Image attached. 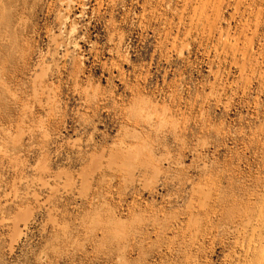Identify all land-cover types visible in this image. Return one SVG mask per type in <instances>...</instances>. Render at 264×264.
I'll use <instances>...</instances> for the list:
<instances>
[{"label": "rangeland", "instance_id": "rangeland-1", "mask_svg": "<svg viewBox=\"0 0 264 264\" xmlns=\"http://www.w3.org/2000/svg\"><path fill=\"white\" fill-rule=\"evenodd\" d=\"M204 1L0 0V264L263 261L264 0Z\"/></svg>", "mask_w": 264, "mask_h": 264}, {"label": "bare ground", "instance_id": "bare-ground-1", "mask_svg": "<svg viewBox=\"0 0 264 264\" xmlns=\"http://www.w3.org/2000/svg\"><path fill=\"white\" fill-rule=\"evenodd\" d=\"M201 1H202V0H200V3H202ZM208 1H209V0L204 1V3H205V2H208ZM212 1H213V0H211V2L209 1V3H212ZM218 1H219V4H220V3H221V5L223 4V2H220V0H218ZM221 1H224V0H221ZM226 2H227V1H226ZM239 2H240V1H239ZM198 3H199V2H198ZM209 3H208V4H209ZM217 3H218V2H217ZM217 3H216V4H217ZM224 3H225V1H224ZM206 4H207V3H205V5H206ZM219 4H218V5H219ZM240 4H241V3H240ZM240 4H239V5H240ZM202 5H203V4H202ZM209 5H210V4H209ZM211 5H212V4H211ZM197 6H198V5H197ZM199 6H200V5H199ZM223 6H224V5H223ZM205 7H206V6H205ZM205 7H204V8H205ZM211 7H212V6H210V9H211ZM214 7H215V11H218V10H216L217 5H216V6L214 5ZM214 7H212V8H214ZM218 7H219V6H218ZM218 7H217V8H218ZM221 7H222V6H221ZM202 8H203V7H202ZM208 8H209V6H208ZM196 10H197V9H196ZM205 10H206V8H205ZM205 10L202 9L203 12H206ZM208 10H209V9H208ZM198 11L200 12L199 9H198ZM202 11H201V12H202ZM211 11H212V10H211ZM213 11H214V10H213ZM199 12H198V13H199ZM201 12L199 13V15H200L199 17H200V18L203 17V15H202L203 13H201ZM207 12H208V11H207ZM209 12H210V11H209ZM220 12H221V11H220ZM195 13H197V12L195 11ZM198 13H197V14H198ZM212 13H214V12H212ZM212 13L210 12L211 15L209 14V16H213ZM216 13H217V12H215V14H216ZM215 14H214V15H215ZM205 16H207V15H204V17H205ZM217 16H218V14H217ZM217 16H216V17H217ZM197 17H198V15H197ZM197 17H196V18H197ZM204 17H203V18H204ZM200 18H199L198 21H200ZM206 18H207V17H206ZM208 18H210V17H208ZM208 18H207V19H208ZM211 18H212V17H211ZM211 18H210V19H211ZM197 19H198V18H197ZM207 19H203V20H207ZM212 19H213V18H212ZM214 19H215V18H214ZM193 20H194V19H193ZM215 20H216V19H215ZM196 21H197V20H196ZM198 21H197V23H198ZM217 21H219V20H217ZM208 22L210 23V21H208ZM215 22H216V21H215ZM193 23H194V22H193ZM193 23H192V24H193ZM195 23H196V22H195ZM201 23H202V18H201L200 25H201ZM203 23H204V22H203ZM209 23H208V24H209ZM204 24H205V23H204ZM197 25H199V24H196V26H197ZM206 25H207V24H206ZM209 25H210V24H209ZM215 25H216V24H215ZM215 25L212 26V28L215 27ZM191 26H192V25H191ZM204 26H205V25H204ZM192 28H193V27H192ZM202 28H203V27H202ZM205 28H207V26H205ZM205 28H203V29H205ZM209 29H210V28H209ZM209 29H208V30H209ZM206 31H207V30H206ZM209 32H210V31H209ZM206 33H208V31H207ZM212 33H213V32H212V30H211V33H210V34H212ZM210 34H209V36H210ZM226 43H227V42H226ZM230 45H231V44H230ZM236 48H237V47H236ZM224 49H225V48H224ZM228 49H230V47H228ZM231 49H232V48H231ZM231 49H230V50H231ZM237 49H238V48H237ZM249 49H250V48H249ZM249 49H247V50H249ZM226 50H227V49H226ZM233 50H234V46H233ZM235 50H236V49H235ZM231 51H232V50H231ZM236 51H237V50H236ZM236 51H235V52H236ZM240 51H241V49H240ZM243 53H244V52H243ZM239 54H240V52H239ZM239 54H238V55H239ZM241 54H242V52H241ZM249 54H250V53H249ZM235 56H237V55H235ZM244 56H245V54H244ZM246 57H247V56H246ZM257 213H258V214H257V217H256V226H252V233H251V234H252V237H255V238H256L257 236H259L260 239H259V237H257V238L259 239L260 242H259V243L257 242L258 244L255 245V246H253V247H252V245H251L250 248H249L248 250L250 251V253H253V255L257 258L256 261L258 260V262H260V261L262 260V258H263V261H264V195H263V198H262V200H261V204H260V206H259V209L257 210ZM249 231L251 232V230H249ZM251 234H250V235H251ZM252 239H253V238H252ZM258 239H257V240H258ZM255 240H256V239H255ZM248 247H249V246H248ZM253 255H252V256H253ZM254 256H253V257H254ZM251 260H253V259H251ZM256 261H255V262H256ZM263 261H261L260 263H263ZM260 263H259V264H260Z\"/></svg>", "mask_w": 264, "mask_h": 264}]
</instances>
